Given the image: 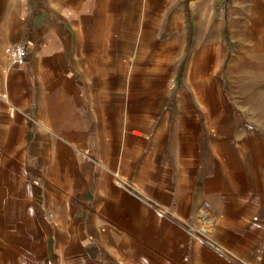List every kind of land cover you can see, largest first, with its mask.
Segmentation results:
<instances>
[{
    "label": "crops",
    "instance_id": "0c3cea01",
    "mask_svg": "<svg viewBox=\"0 0 264 264\" xmlns=\"http://www.w3.org/2000/svg\"><path fill=\"white\" fill-rule=\"evenodd\" d=\"M188 4L0 0V264H264V47Z\"/></svg>",
    "mask_w": 264,
    "mask_h": 264
},
{
    "label": "rangeland",
    "instance_id": "374dc122",
    "mask_svg": "<svg viewBox=\"0 0 264 264\" xmlns=\"http://www.w3.org/2000/svg\"><path fill=\"white\" fill-rule=\"evenodd\" d=\"M191 0H185L186 7L190 13V16L192 15V9L191 6L189 7V2ZM223 1V7L226 11L227 15V26L225 28L226 32H231L229 28L230 24V13L232 14H239L241 11H245L247 13H253L250 23H249V35H251L252 38L256 41L258 46L264 47V0H244L247 1L248 4H252V7H240V3L243 0H221ZM250 4V5H251ZM191 18V17H190ZM241 19H244V16H241ZM245 20V19H244ZM241 22V21H240ZM216 24H218V20L216 21ZM240 25V23H239ZM24 44V43H23ZM25 45V44H24ZM117 184V183H116Z\"/></svg>",
    "mask_w": 264,
    "mask_h": 264
},
{
    "label": "built area",
    "instance_id": "2783aa9c",
    "mask_svg": "<svg viewBox=\"0 0 264 264\" xmlns=\"http://www.w3.org/2000/svg\"><path fill=\"white\" fill-rule=\"evenodd\" d=\"M7 58L9 60V62L12 65H24L26 63V57H27V49L26 46L23 43H16L13 45H9L6 47L5 49ZM116 183L124 188H128L127 185V181L117 175L116 176ZM152 207L156 210H158L160 213L166 215V217H168L169 219H172L174 221H178V216L171 213L167 208L159 206V205H152ZM192 234H194L196 237L200 238V239H205L208 238V234H207V230L206 229H202V230H197V231H193L192 230Z\"/></svg>",
    "mask_w": 264,
    "mask_h": 264
},
{
    "label": "bare ground",
    "instance_id": "6f19581e",
    "mask_svg": "<svg viewBox=\"0 0 264 264\" xmlns=\"http://www.w3.org/2000/svg\"><path fill=\"white\" fill-rule=\"evenodd\" d=\"M252 15H253V13H252ZM252 15H251V17H252ZM250 17V18H251ZM213 28H215V26H213ZM249 30V29H248ZM5 52V51H4ZM224 53V52H223ZM243 65V64H242ZM243 70V69H242ZM238 75V74H237ZM241 83V82H240ZM239 88V87H238ZM62 107V106H61ZM66 108V107H65ZM67 111H68V109H67ZM70 119V118H69ZM74 120V119H73ZM190 121V120H189ZM76 126V125H75ZM186 128V127H185ZM188 129V128H187ZM102 158V157H101ZM55 186V185H54ZM121 191V190H120ZM124 192V191H123ZM126 195V194H125ZM137 207V206H136ZM136 210V209H135ZM145 211H146V208H145ZM144 213H146V212H144ZM69 214V213H68ZM72 216V215H71ZM143 216V215H142ZM138 219V218H137ZM146 219V218H145ZM144 219V220H145ZM144 220H143V222H144ZM148 221V220H147ZM122 222V221H121ZM161 240V239H160Z\"/></svg>",
    "mask_w": 264,
    "mask_h": 264
}]
</instances>
